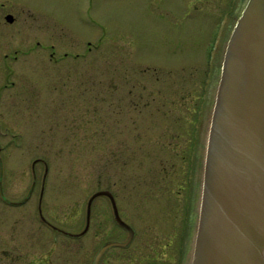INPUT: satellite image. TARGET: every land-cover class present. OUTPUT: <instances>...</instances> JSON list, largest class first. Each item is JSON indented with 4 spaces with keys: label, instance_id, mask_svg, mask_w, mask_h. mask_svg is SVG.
<instances>
[{
    "label": "rangeland",
    "instance_id": "1",
    "mask_svg": "<svg viewBox=\"0 0 264 264\" xmlns=\"http://www.w3.org/2000/svg\"><path fill=\"white\" fill-rule=\"evenodd\" d=\"M236 3V0H0V252L25 253L38 264H89L94 249L92 228L80 237L69 236L43 223L38 210L40 208L49 225L66 229V232L78 230L81 220L76 202L99 187L107 185L109 188L111 181H117L115 189L120 191L123 174L129 180L123 188L127 194L124 195L127 214L123 217L136 235L144 231L149 234L134 243V253L131 246L111 247L109 253H126L125 260L135 253L149 256L160 242L166 241L163 233L160 234L162 240L153 236L161 230L160 223L165 217L166 192L163 191L168 180L161 179L169 173L162 172L160 179L158 163L160 157L167 158L169 150L164 151L159 144L165 139L171 142L164 133L167 125L173 127V118L158 111V103L153 102L155 94L143 95L145 104L140 103L145 110L142 113L130 107V121L144 118L135 129H138L135 134L144 139L136 152L130 151L125 172L120 165H112L111 154L90 148L71 151L75 139L64 138L61 121L52 122L59 118L54 117L58 112L50 100L66 98L52 93L51 83L64 81L73 72L74 65H48L44 51L49 50L42 49V42H54L60 52L74 42L78 51L84 52L85 41H91L92 64L102 73L98 78L109 87L122 83L124 72L131 75L130 83L146 80L147 89L155 88L152 82L161 81L165 92L170 88L165 80L173 79V100L188 103V111L183 107L185 104L178 105L180 111L173 108V115L183 111L191 116L190 92L196 101L201 91L205 93L209 88L210 92L218 76L220 56L239 13ZM7 15L12 16V21L5 19ZM35 40H42L43 46H36ZM82 62L80 66L85 67L84 60ZM114 69L119 76L115 74L110 79L107 73ZM102 92L107 94L106 102L122 94L121 90L117 91V97L106 90L99 91ZM180 95L185 98L181 99ZM207 99L206 96L204 107ZM102 110L101 115L108 113L107 108L102 107ZM199 119L200 116L189 122V130L186 129L188 122H183L184 132H181L194 139L196 146L191 169L194 198L198 187L195 175L201 166L202 117L197 122ZM131 133L129 142L136 148L137 140ZM185 156L192 157L191 148ZM32 163H35L34 171ZM174 182L173 190L179 178ZM117 203L120 206L121 201L117 199ZM193 205L189 206L192 222ZM99 207H107L106 198L95 199L93 210ZM176 212L177 209L174 214ZM74 218L76 225L72 223ZM114 228V234L104 240L121 242L125 231ZM188 236V233L184 235V243L178 251L177 238H174L173 261H177L180 254L183 260ZM27 256L17 264H32ZM122 256L114 254L112 257ZM133 264L150 263L139 257Z\"/></svg>",
    "mask_w": 264,
    "mask_h": 264
},
{
    "label": "water",
    "instance_id": "2",
    "mask_svg": "<svg viewBox=\"0 0 264 264\" xmlns=\"http://www.w3.org/2000/svg\"><path fill=\"white\" fill-rule=\"evenodd\" d=\"M218 68L201 137L195 217L180 264H264V0H243ZM101 194L111 198L115 220L131 237L109 192L90 201ZM116 244L103 246L94 264Z\"/></svg>",
    "mask_w": 264,
    "mask_h": 264
},
{
    "label": "flooded vegetation",
    "instance_id": "3",
    "mask_svg": "<svg viewBox=\"0 0 264 264\" xmlns=\"http://www.w3.org/2000/svg\"><path fill=\"white\" fill-rule=\"evenodd\" d=\"M236 2V4H239L238 7L240 8L243 0H236ZM41 42L42 40H35V45H44V48L42 49L49 50L48 53L44 51V54H47L46 59L48 65H61L64 63L74 65L73 72L69 73L68 76L65 77L66 79H64V81L63 79H61L57 80V82L55 83H51L52 93L65 96L66 98H57L50 100L54 107H56L55 112H58V114L54 115V117L59 118V120H52V122H56V124H59L61 121L62 130L65 131L64 138L75 139L74 149H70L71 151L78 152L82 149L90 148L91 151H95L96 149H98L102 153L111 154L112 165H120L125 172L129 167L128 155L130 151L136 152V150L140 148L138 144L141 145V142L144 139V136L141 137V135L135 134L138 131V129H135L139 126V124L143 122L144 118H140L139 120L135 121L133 119L130 121V107L132 106L133 110L137 108V112L142 113L145 110V108L141 107L142 104H145L143 95L145 93H148L149 95L155 94L156 97L153 98V102L158 103V111L165 112V117L171 116L173 118V127L167 125V132L164 133L165 135H169L171 142L166 140L164 136L165 141H161L159 144V146L164 151H166V149L169 150V152L165 155V157L167 158L160 157V162L158 163L160 166L159 171H161L159 172L160 179L162 172L169 171V173H167L165 176H162L161 179L163 180V182H166V179L168 180V184H165L167 186L163 191L164 193L166 192V200L163 212L165 217L160 223L161 230L158 233H155L153 236L154 239L162 240L160 239V234L163 233L165 234V237L163 239H165L166 241L160 242L159 247L153 252L152 255H149L151 257L135 253L131 254V257L125 260L126 253H109L108 251L111 247L131 246V250H133L132 253H134V243L139 240V238L142 239L143 236L149 234L144 233V231L141 235H136L134 229L129 225L127 221H125L123 217V215L127 214L125 205L127 199L124 196L127 194L123 192L125 184L129 183L126 174H123L121 177L122 181L120 191L115 189L117 181H111L109 188L106 187L107 185H105V187L103 188L99 187L95 189L87 198H84L82 200L80 199L78 202H76V208L78 209L77 215H79L81 220V227L78 230L66 232V229L49 225L43 218L39 208L38 212L41 221L55 231L75 237L84 235L89 229L92 228V248L94 249L91 252L92 256L89 264H94L95 257L99 250L110 242H116L119 244L107 247L99 257L97 264H133L134 260L139 257H143L144 261L150 264H179V262L181 261V254L179 258H177V261H173V240L174 238H177V243L175 244L176 250H180V244L184 243L185 240L184 235L186 233H189V229L192 224V215L191 213H189V206L193 205L194 201V194H191V169L194 161V152L196 150V146L193 144L194 139L181 133L184 132V127L182 124L183 122L187 121L188 123L186 124V129L189 130V122H194V118H198V116H200V119L202 117L201 120L203 130L205 122V120H203V116L205 118V109L208 108L210 100V95L208 94L210 93L209 88L206 89L205 93L204 91L198 93L196 101H194L195 97L192 99L193 92H190V101L192 102L193 113L191 116H188L189 114H184L183 111L179 115H173V108L179 112L180 110L177 109L178 105L183 106L185 104L183 101L182 103H178L175 99L173 100V79L165 80V82L167 83L166 86L170 87L169 89H167L169 92H165L161 89V81L155 82L153 80L154 82L151 83V86H155V88L147 89V84L144 83L146 80L144 82L138 80V83H130L131 75L124 72L122 73V83H116L113 84V87H109L106 86L107 83H103V79L98 78V75L102 73H98L97 69L92 64L93 46L91 41H85L84 52L78 51V47L74 42L67 44L66 48L68 47V49L62 52L57 50V45L54 44V42L48 43L49 41H44L42 42L44 43L43 45H41ZM87 56H90L88 57V59L90 60L87 59ZM83 60L86 64L85 67L80 66V64H83ZM87 63H89L90 66H87ZM115 74L119 76V74L116 73V69L108 72L107 77H110L111 79ZM117 87L119 89H117ZM102 90H106L109 94H115V97H117V91L119 90L122 91V94L120 95V98H112L110 101L106 102L107 94H103V92L99 93V91ZM132 90H134L135 93H133ZM206 96L208 97V101L207 106L204 107ZM188 97L189 95L186 96V98ZM180 98L184 99L185 95H180ZM140 102H142V104ZM27 103L29 104L28 101ZM150 105L151 104H148V106ZM187 105L188 103H186L183 107L187 109ZM102 107H104V109L107 108V114H100L101 112L103 113ZM61 112L63 113L61 114ZM200 119L197 122H200ZM129 132H132V137L137 140L135 142L137 144L136 148L134 147V145H132L133 147H131L130 145ZM100 133L101 135H99ZM145 134L146 133H144V135ZM188 134L190 135V132H188ZM189 148H191L192 150V157H190V159L189 156H185V153H189ZM34 164L35 163H32L31 165L33 171ZM44 169L46 170V164ZM154 171L156 170L154 169ZM177 178H179L180 181L178 182L179 187L177 186V188L173 190V186L175 183L174 180ZM184 190L186 191V193ZM100 191L109 192L113 196L119 218L124 223L129 225L133 230L131 237L129 231L115 220L114 204L109 196L105 194L97 195L90 201L93 194ZM1 193L2 191L0 190V194ZM98 197L106 198L108 208L99 207L96 208L95 211L93 210V203ZM117 199L121 201L120 206L117 203ZM8 202L12 203L11 201ZM175 209H177V212H179V215L177 216V212L174 214ZM74 219L75 220L72 223L76 225L77 220L76 218ZM67 221L71 222V220ZM116 226L122 228L125 231V237L121 240V242L113 241L111 239L104 240L105 237L112 236L114 234V227ZM129 238L130 240L127 245H121ZM165 250H168L167 254L164 253ZM114 254L123 256L120 258H113ZM24 255L27 256V254L20 253L18 251L2 250L0 252V264L20 263L21 261H24L20 260L21 258H24ZM26 259L32 264H38L35 262V259L29 258L28 256Z\"/></svg>",
    "mask_w": 264,
    "mask_h": 264
}]
</instances>
